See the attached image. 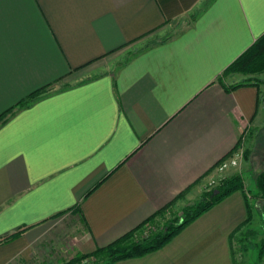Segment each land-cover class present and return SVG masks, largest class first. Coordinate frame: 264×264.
Instances as JSON below:
<instances>
[{
  "label": "crops",
  "instance_id": "obj_1",
  "mask_svg": "<svg viewBox=\"0 0 264 264\" xmlns=\"http://www.w3.org/2000/svg\"><path fill=\"white\" fill-rule=\"evenodd\" d=\"M263 34L264 0H0V264L92 253L197 195L264 125V91L223 77ZM247 204L115 264H236Z\"/></svg>",
  "mask_w": 264,
  "mask_h": 264
},
{
  "label": "trees",
  "instance_id": "obj_2",
  "mask_svg": "<svg viewBox=\"0 0 264 264\" xmlns=\"http://www.w3.org/2000/svg\"><path fill=\"white\" fill-rule=\"evenodd\" d=\"M264 71V34L260 36L239 58H237L223 74L240 72L243 74H256ZM254 85L259 88V83L251 80H245L239 83H234L231 89H235L241 86ZM43 90H39L31 94L29 99H32L42 93ZM264 102V97L262 98ZM28 103L25 100L19 103L20 106H24ZM10 109L9 111H11ZM7 111L3 117L9 113ZM257 194L256 197L260 198L263 203V216H264V170L256 178ZM242 191L244 193V184L240 176H231L229 178L220 181L219 185L215 188L205 191L201 194V197L193 204L184 207L181 210V215L167 220L164 225L151 233H143L146 226L152 223L158 216H160L168 207L163 208L153 216L145 220L142 224L135 229L127 232L113 243L105 247H99L94 252L89 254H80L77 257L71 259L67 264H77L84 259L93 258L96 264H115L118 261L142 257L148 253L157 251L165 246L172 238L177 235L185 226L193 222L196 218L201 216L212 206L219 203L226 197L230 196L236 191ZM245 194V193H244ZM248 203V200H247ZM248 217L246 221L239 226L232 235V239L238 241L240 249L244 252L248 250L250 242L257 241L258 247V259L264 258V231L262 237L257 230L250 227L253 220V211L248 203ZM239 236V237H238ZM238 237V238H237ZM260 237V239H259ZM12 237L7 238L9 241ZM232 240V241H233Z\"/></svg>",
  "mask_w": 264,
  "mask_h": 264
},
{
  "label": "rangeland",
  "instance_id": "obj_3",
  "mask_svg": "<svg viewBox=\"0 0 264 264\" xmlns=\"http://www.w3.org/2000/svg\"><path fill=\"white\" fill-rule=\"evenodd\" d=\"M223 77L227 79L229 78V80L231 79L234 83H239L245 80L258 82L260 90L262 89L264 91V71L256 74H243L240 72H233L223 74ZM262 94V96L264 97V92ZM237 152L242 153V158L237 166L230 167L225 171V179L236 175L242 178L244 184V193L253 211V220L250 224V227L257 230L260 234V237H262V233L264 231L263 203L260 198L256 197L258 191L256 185V178L260 174V172L264 170V125L261 127V129L257 130L256 133H253V135L250 137H248L247 134H243V137L239 141L237 148L230 156H234ZM218 165L209 174V177L206 179V183L203 187H201V191L198 192L197 195L190 196L189 200L185 199L184 197H181V199H179L177 203L172 204L152 223L146 226L143 230V233L149 234L151 233V231L160 229L167 220H170L175 216L181 215V210L184 207L195 203L201 197V194L203 192L211 190L218 186L220 182H217L216 184H211V182L215 178H217L216 169L219 167ZM257 242L258 240L250 242L248 250L244 252L240 249L238 241L235 240V263L264 264V258L259 260L257 256ZM78 255L80 254H77L73 257L67 256V258L59 260L53 264H67V262L77 257ZM81 262L82 261L77 264H80Z\"/></svg>",
  "mask_w": 264,
  "mask_h": 264
},
{
  "label": "built area",
  "instance_id": "obj_4",
  "mask_svg": "<svg viewBox=\"0 0 264 264\" xmlns=\"http://www.w3.org/2000/svg\"><path fill=\"white\" fill-rule=\"evenodd\" d=\"M242 158V153L241 152H237L234 156H229L228 158H226L225 160H223L218 166V168L216 169V174H217V178H215L211 184H216L217 182L222 181L223 179H225V171L227 169H229L230 167H234L237 166L239 161ZM80 264H96L95 260L93 258H89L86 260H82V262Z\"/></svg>",
  "mask_w": 264,
  "mask_h": 264
}]
</instances>
